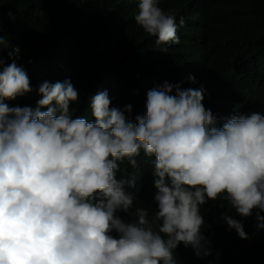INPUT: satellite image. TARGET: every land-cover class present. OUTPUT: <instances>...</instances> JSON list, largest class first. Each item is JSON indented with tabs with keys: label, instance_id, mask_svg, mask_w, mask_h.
<instances>
[{
	"label": "clouds",
	"instance_id": "obj_1",
	"mask_svg": "<svg viewBox=\"0 0 264 264\" xmlns=\"http://www.w3.org/2000/svg\"><path fill=\"white\" fill-rule=\"evenodd\" d=\"M134 19L157 48L180 43L176 17L159 0H137ZM5 49L11 63L0 55V264H177L173 250L181 242L200 255V206L220 197L242 216L255 209L264 230V114L224 117L217 126L203 89L168 82L147 92L146 113L134 119L131 105L111 107L107 90L90 97L93 120L73 118L79 91L70 80L42 83L35 109L10 107L5 100L33 89L17 63L20 48L0 35V53ZM141 150L154 157L155 228L144 208L132 222L117 215L134 203L124 190L134 180L117 178L120 163L136 166ZM222 219L248 239L241 221Z\"/></svg>",
	"mask_w": 264,
	"mask_h": 264
},
{
	"label": "trees",
	"instance_id": "obj_2",
	"mask_svg": "<svg viewBox=\"0 0 264 264\" xmlns=\"http://www.w3.org/2000/svg\"><path fill=\"white\" fill-rule=\"evenodd\" d=\"M159 6L176 17L178 45L157 48L156 37L134 19L137 0H0V35L20 48L17 63L33 89L4 102L35 109L42 83L70 80L79 91L73 118L93 120L90 97L107 90L111 107L124 111L131 105L134 119L146 113L147 92L168 82L203 89L202 102L218 118L217 126L224 117L264 114V0H159ZM9 50L0 53L7 63ZM135 159L136 166L125 160L117 172L118 179L134 180L124 186L133 207L117 215L132 222L138 219L135 209L144 208L155 228L154 157L141 150ZM200 213V255L181 242L173 250L177 264H264V230L256 227L255 209L242 216L220 197L201 205ZM224 214L243 223L248 239L229 229Z\"/></svg>",
	"mask_w": 264,
	"mask_h": 264
},
{
	"label": "bare ground",
	"instance_id": "obj_3",
	"mask_svg": "<svg viewBox=\"0 0 264 264\" xmlns=\"http://www.w3.org/2000/svg\"><path fill=\"white\" fill-rule=\"evenodd\" d=\"M207 237V236H206Z\"/></svg>",
	"mask_w": 264,
	"mask_h": 264
}]
</instances>
